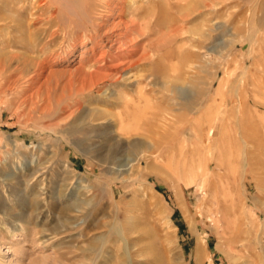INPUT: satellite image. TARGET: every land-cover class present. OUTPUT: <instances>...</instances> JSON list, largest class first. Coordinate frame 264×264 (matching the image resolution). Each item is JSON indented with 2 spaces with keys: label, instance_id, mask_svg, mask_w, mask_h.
Returning <instances> with one entry per match:
<instances>
[{
  "label": "rangeland",
  "instance_id": "374dc122",
  "mask_svg": "<svg viewBox=\"0 0 264 264\" xmlns=\"http://www.w3.org/2000/svg\"><path fill=\"white\" fill-rule=\"evenodd\" d=\"M33 2L0 0V264H264V31L250 11L262 0H217L185 27L190 0ZM205 18L221 26L208 39L190 32ZM136 50L149 96L113 71ZM85 71L113 81L91 86ZM134 139L151 141L150 168Z\"/></svg>",
  "mask_w": 264,
  "mask_h": 264
},
{
  "label": "bare ground",
  "instance_id": "6f19581e",
  "mask_svg": "<svg viewBox=\"0 0 264 264\" xmlns=\"http://www.w3.org/2000/svg\"><path fill=\"white\" fill-rule=\"evenodd\" d=\"M34 2H36L35 0H33ZM216 1L217 0H190V2L188 3V5L184 8L185 9V11H186V13L183 15V16H180L181 18H179L180 19V22L182 23V25H183V27H185L184 25H185V23L186 22H188V21H190L191 19H192V15H202V13H208V14H211V9L210 8H216V7H218L219 6V4H218V2L216 3ZM34 2H33V5H34ZM40 2V1H39ZM39 2H37V4L39 3ZM231 3V2H230ZM40 4V3H39ZM256 4V3H255ZM257 4H258V2H257ZM256 4V5H257ZM260 4V3H259ZM43 5V4H42ZM222 5H223V3H222ZM35 6V5H34ZM34 6H32V7H34ZM41 6V5H40ZM2 7H3V5L2 4H0V22H3V21H6L8 18H10V16H7L5 13H3V12H1V9H2ZM38 7V6H37ZM36 7V8H37ZM230 7V6H229ZM255 7V6H254ZM39 8V7H38ZM43 9V8H42ZM250 11L252 12V14L254 15V16H256V15H262V18L260 19V30H262V31H264V0H262V2H261V4L257 7V8H255V9H253L252 10V8L250 9ZM245 12V11H244ZM148 13V12H147ZM145 13H143V15H144ZM168 14V13H167ZM207 14V15H208ZM251 14V15H252ZM140 16H142V14H139ZM138 15V16H139ZM146 16H148V19L151 17H149V13L148 14H145ZM249 15H250V13H249ZM139 16V17H140ZM153 16V15H152ZM158 16V15H157ZM138 17V18H139ZM191 17V18H190ZM250 17V16H249ZM252 17V16H251ZM261 17V16H260ZM147 18V17H146ZM158 18V17H157ZM190 18V19H189ZM142 20H143V16H142V18H141ZM169 19V18H168ZM169 21H170V19H169ZM132 22H133V20H132ZM134 22H136V21H134ZM174 22V21H173ZM172 22V23H173ZM247 23V22H246ZM131 24V23H130ZM132 24H134V23H132ZM131 24V25H132ZM136 24V23H135ZM134 24V25H135ZM168 24H170V23H168ZM96 25V24H95ZM154 25V24H153ZM175 26H176V24H174ZM218 25V24H217ZM215 23H213V20H206V18H205V20H204V22L202 23V25H201V28L200 29H197V30H195V31H190L191 33H193V35L194 36H199L200 38H205V39H208V38H210L211 36H212V32L213 31H215V30H218L220 27L219 26H217ZM255 25V24H254ZM97 26V25H96ZM137 26H139V25H137ZM136 26V27H137ZM152 26V25H151ZM129 27H130V25H129ZM129 27H127V28H129ZM132 27V26H131ZM166 27V26H165ZM170 26H168V28H165L166 30L167 29H171V28H169ZM172 27V26H171ZM132 28H134V27H132ZM151 28V27H150ZM93 29H94V27H93ZM97 29V28H96ZM131 29V28H130ZM138 29V28H137ZM181 29H183V28H181ZM193 29V28H192ZM95 30V29H94ZM100 30V29H99ZM134 29H132V31H133ZM131 31V32H132ZM135 31V30H134ZM171 31H173V32H176V33H178V31H179V28L178 27H174V29L172 30L171 29ZM181 31H183V30H181ZM139 32V31H138ZM137 32V33H138ZM170 32V31H169ZM94 33L96 34V30L94 31ZM135 33V32H134ZM140 33V32H139ZM171 33V32H170ZM88 35V34H87ZM90 35H92V34H90ZM97 35V34H96ZM120 35H122V34H120ZM133 35H135V34H133ZM138 35V34H137ZM143 34H141V36H142ZM119 36V35H118ZM125 36H126V34H125ZM139 36V35H138ZM92 37V36H91ZM90 37V38H91ZM143 37V36H142ZM122 38V37H121ZM131 38V37H130ZM140 38V37H139ZM149 38V37H148ZM87 39H88V37H87ZM128 39V38H127ZM136 39V38H135ZM92 40V39H91ZM131 40V39H130ZM116 41V40H115ZM126 42H127V40H125ZM133 41V40H132ZM135 41V40H134ZM136 42V41H135ZM139 42H141V40L139 41ZM157 42V41H156ZM116 43V42H115ZM131 43V42H130ZM133 43V42H132ZM136 43H138V41L136 42ZM155 43V42H154ZM154 43H152V44H154ZM159 43V42H158ZM123 44V43H122ZM134 44V43H133ZM132 44V45H133ZM149 44V43H148ZM125 45H127V43L125 44ZM131 45V44H130ZM138 45V44H137ZM136 45V46H137ZM142 45V44H141ZM140 45V46H141ZM115 46V45H114ZM117 46V45H116ZM134 46V45H133ZM119 48L121 47V45L120 46H118ZM117 47V48H118ZM130 47V46H129ZM139 47V46H138ZM144 47H145V45H144ZM150 47V46H149ZM158 47H159V45H158ZM118 48V49H119ZM123 48V47H122ZM121 48V49H122ZM128 48V47H127ZM126 48V49H127ZM133 48H135V47H133ZM132 48V49H133ZM146 48V47H145ZM151 48V47H150ZM157 48V47H156ZM115 49H116V47H115ZM124 49H125V47H124ZM129 49H131V48H129ZM128 50V49H127ZM135 50V49H134ZM150 50V49H149ZM124 51V50H123ZM139 51V50H138ZM137 50L136 51H134L132 54H131V56H130V59L128 60V61H122L121 63H118V64H115V65H113L114 67H113V71L114 72H119L121 69L123 70V68L125 69V70H127V72L126 73H124V75L126 74V76L124 77V81H126V82H128L127 84H125V85H127V86H131L132 84L133 85H136L137 87H135V89H136V92H138V94H140V95H142V96H144L145 94H146V91L147 90H145L144 88H143V85L145 84L146 85V80H148V78L150 77V76H145V78L143 79H141V77H142V75L140 76V75H137V74H133L134 73V70H137V71H141V70H143V68H145V64H144V62L148 59V56H149V52L147 53V52H145V50H143V52H138ZM152 51V50H151ZM155 51V50H154ZM107 55V54H106ZM151 56V55H150ZM127 57V56H126ZM101 58H102V56H101ZM107 58V57H106ZM188 58H189V56H188ZM187 58V59H188ZM192 57H190V59H191ZM98 59V58H97ZM193 59V58H192ZM95 60H96V58H95ZM99 60V59H98ZM106 60V59H105ZM188 61V60H187ZM95 62V61H94ZM93 62V63H94ZM96 62H98V61H96ZM82 63V62H81ZM106 63V62H105ZM104 63V64H105ZM186 63V62H185ZM95 64V63H94ZM102 64V63H101ZM100 64V66H98L99 68L102 66ZM106 65V64H105ZM186 65V64H185ZM88 66V65H87ZM93 66V65H92ZM91 65L89 66V67H92ZM254 66V65H253ZM83 67V66H82ZM98 67H96V68H98ZM104 67V66H103ZM110 67H111V65H110ZM102 68V67H101ZM105 68V67H104ZM103 68V69H104ZM108 68V67H107ZM185 69H186V66L184 67ZM85 70V69H84ZM89 70H93V69H91V68H89ZM95 70V69H94ZM98 70V69H97ZM107 70V69H106ZM121 70V71H122ZM124 70V71H125ZM155 70V69H154ZM96 71V70H95ZM100 71V70H99ZM99 71L97 72V73H93V72H91V73H88L87 71H85L86 73H82V76H84V78L87 80V79H89L90 81H93L92 83H90L91 84V86H95L98 82L100 83V80H102V79H109V80H112L113 78V76H112V74H106V75H103L102 76V74L101 73H99ZM104 71V70H103ZM120 71V72H121ZM124 71H122V73L124 72ZM145 71V70H144ZM195 71V70H194ZM110 72V71H109ZM154 72V71H153ZM117 74V73H116ZM153 74V73H152ZM119 75V74H118ZM117 75V76H118ZM154 75V74H153ZM120 76V75H119ZM118 76V77H119ZM144 76V75H143ZM123 77V76H122ZM122 79L123 78H121V81H122ZM166 79H168V81L170 82V83H178L179 81H181V79H171L170 78V76L168 77V78H166ZM120 80V79H119ZM113 81V80H112ZM118 81V80H117ZM123 81V82H124ZM104 82H105V80H104ZM114 82H116V81H114ZM98 83V84H99ZM101 83H103V82H101ZM118 83V82H117ZM108 84V83H107ZM104 85V84H103ZM144 85V86H145ZM175 84H171V86L169 87V92H174V89H175V86H174ZM141 86V87H140ZM99 88V87H98ZM102 88V87H101ZM90 89V88H89ZM103 89V88H102ZM105 89V88H104ZM98 90V89H97ZM132 90H133V88H132ZM103 91V90H102ZM107 91V90H106ZM134 91V90H133ZM239 91V90H238ZM115 93V92H114ZM134 93H135V91H134ZM147 95V94H146ZM238 95V94H237ZM137 96V95H136ZM147 96H149V95H147ZM119 97V96H118ZM134 98V97H133ZM135 99H138V98H135ZM142 97L140 98L139 97V100H138V105H135L134 106V110L133 111H135L136 109H137V111H135V112H140L139 111V107H140V104L142 103ZM127 101H129V100H127ZM146 104L148 103V100H146L145 101V98H144V100H143ZM254 101V100H253ZM143 102V103H144ZM256 102V101H255ZM258 102V101H257ZM256 102V103H257ZM125 103H128V102H125ZM236 103V102H235ZM241 103H243L241 100H240V102H239V104H241ZM125 105H127V107L130 105V104H125ZM259 105V104H258ZM229 106V105H228ZM78 107V106H77ZM142 107V106H141ZM163 108V107H162ZM161 109V108H160ZM129 110V109H128ZM144 110H145V112H144V114L143 115H141L142 117H144V123L145 124H147L148 123V116H147V114H148V111L146 110V107H144ZM165 110H166V108H165ZM221 110V109H220ZM102 111V110H101ZM134 112V113H135ZM143 112V111H142ZM134 113H132V114H134ZM141 113V112H140ZM139 113V114H140ZM161 113V112H160ZM216 113H217V111H216ZM104 114V113H103ZM110 114V113H109ZM130 114V113H129ZM136 114V113H135ZM142 114V113H141ZM157 114H159V111H158V113ZM219 114V113H218ZM137 115V114H136ZM161 115H163L162 113H161ZM168 115V116H167ZM101 116V115H100ZM132 116V115H131ZM158 116V115H157ZM169 116H171L170 115V113L169 112H167L166 111V118H165V116H163L165 119H166V122H168L169 120H170V118H168ZM225 116V115H224ZM133 118H130V119H133L134 120V117L135 118H137L138 116H132ZM140 117V116H139ZM102 119H106V116H105V114L101 117ZM128 118H129V116H124V117H122V120L123 121H128ZM141 118V117H140ZM142 119V118H141ZM159 120V119H158ZM111 121H114V120H111ZM94 122V121H93ZM218 122H219V120H218ZM217 122V123H218ZM110 123V122H109ZM92 125V124H91ZM90 126V125H89ZM168 128H170V127H168ZM88 129V128H87ZM91 129V128H90ZM84 130V129H83ZM181 131V130H180ZM86 133V138H85V140H92V139H94L93 137L94 136H92V132H89V131H87V132H85ZM151 133V132H150ZM180 133V132H179ZM112 135V134H111ZM114 135V134H113ZM220 134H219V132L218 131H216V127H215V125H211L209 128H208V130H207V138H206V141H205V143L207 144L206 145V151L207 152H211V149L213 148V146H214V143H217V141H218V136H219ZM151 136V135H150ZM96 137H100L99 135L98 136H96ZM113 137H116V136H113ZM121 137V136H120ZM149 137V136H148ZM151 139V138H150ZM113 140H114V138H113ZM119 143H122V142H124L123 140H119L118 141ZM159 142H161V141H159ZM150 143H151V141H146V142H144V141H142V140H140V139H134V140H132V141H129V142H127V145L129 146V147H131V148H133V149H136L138 152V156L140 157V160L141 159H145L146 161H147V166H148V168H150V165L148 164V161H149V157H150V153H149V148H150ZM250 143V142H249ZM215 148V147H214ZM135 150V151H136ZM213 150V149H212ZM93 149L91 148V146L88 148V150L87 151H85V155H89L90 156V158H92V157H94V155H93ZM151 152V151H150ZM214 152V151H213ZM183 154H186V153H184L183 152ZM169 155V154H168ZM173 155V154H172ZM175 155V154H174ZM174 155H173V157H174ZM216 155V154H215ZM152 156V155H151ZM170 156V155H169ZM181 156V155H180ZM179 156V157H180ZM209 156V155H208ZM158 157V156H157ZM171 157V156H170ZM216 157V156H215ZM177 158V157H176ZM183 158V157H182ZM188 158V157H187ZM102 159V158H101ZM138 159V158H137ZM153 159V158H152ZM156 159V158H155ZM158 159V158H157ZM171 159V158H170ZM173 159V158H172ZM95 160V159H94ZM93 161V160H92ZM100 161V160H99ZM108 161V159H106V158H104L103 160H102V162H107ZM150 163V162H149ZM111 164V163H110ZM109 166H111V165H109ZM211 167H212V164L211 163H209V162H207L206 163V173H205V175H204V178H203V180L202 181H200V183H198V184H200V188H201V190L204 192V194L205 195H209V194H212V188H209L208 187V182H209V177H210V171H211ZM215 167H217L218 169H220L221 167H222V164L220 163V164H217V166H215ZM214 167V168H215ZM220 171V170H219ZM216 173V172H215ZM214 173V174H215ZM216 175H218V174H216ZM214 176V175H213ZM219 177L221 176L220 174L218 175ZM218 179V178H217ZM223 179V178H222ZM195 182V178L193 179V183ZM217 182V181H216ZM192 183V182H191ZM215 183V182H214ZM211 184H213V183H211ZM221 184V183H220ZM192 185H194V184H192ZM215 186V185H214ZM222 186V188L223 189H226L225 188V185L224 184H222L221 185ZM220 187V186H219ZM214 188V187H213ZM216 189V188H215ZM214 189V190H215ZM217 193V192H216ZM215 193V194H216ZM178 195V197H179V194H177ZM219 196V195H218ZM221 196V195H220ZM220 198V197H219ZM223 198V197H222ZM227 196L225 197V200H224V202H225V204H227L226 203V201H227ZM224 199V198H223ZM222 199V200H223ZM220 203H222V201L221 200H219L218 199V197H216V196H214L213 198H211V199H209L208 198V204H209V206L210 207H213V206H219V205H221ZM223 206H226V205H223ZM222 206V207H223ZM221 207V208H222ZM229 207V206H228ZM227 207V208H228ZM224 209H226V208H224ZM220 210V206H219V208H217L216 209V211L218 212ZM228 210H229V208H228ZM228 210H226V211H228ZM210 211H212V210H209V212ZM208 212V213H209ZM221 212H223V211H221ZM211 213V212H210ZM211 216V215H210ZM220 216V215H219ZM218 216V217H219ZM229 217H230V214H229V211L228 212H225V213H222V216L220 217V218H218L217 220H215L216 221V224L218 225V227L219 226H221L220 224L221 223H226V225L227 226H229L230 225V223H229ZM215 223V222H214ZM225 233H226V231H225ZM228 233V232H227ZM201 246L199 245L198 247H197V249H196V254H197V257H198V260H200L201 259V257H200V254H201V248H200Z\"/></svg>",
  "mask_w": 264,
  "mask_h": 264
}]
</instances>
